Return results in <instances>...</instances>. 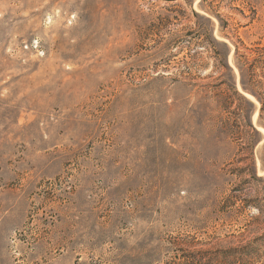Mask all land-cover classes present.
<instances>
[{"label":"rangeland","instance_id":"rangeland-1","mask_svg":"<svg viewBox=\"0 0 264 264\" xmlns=\"http://www.w3.org/2000/svg\"><path fill=\"white\" fill-rule=\"evenodd\" d=\"M241 82L264 92V0H0V264H264Z\"/></svg>","mask_w":264,"mask_h":264},{"label":"trees","instance_id":"trees-1","mask_svg":"<svg viewBox=\"0 0 264 264\" xmlns=\"http://www.w3.org/2000/svg\"><path fill=\"white\" fill-rule=\"evenodd\" d=\"M207 52H211L213 60L216 62V64L220 67V69H225L230 71L229 66L226 63V59L229 54V48L226 46V44L223 43H217L213 38L207 39ZM220 45L226 49V53L224 55V61H223V55L219 54L217 51H215V45ZM235 56L238 55L237 49H235ZM248 59H246V64ZM253 65L247 66L246 70L247 72L250 70L253 74ZM245 67V66H243ZM239 71L242 74V66H238ZM241 87L244 92L251 94L253 97L256 98V100L260 104L259 114H258V120L257 123L259 126H261L264 129V92L261 91V84L259 82H254L252 84H245L241 82ZM207 88L210 89H222L219 90V93L217 94V98H219V102L224 105V111L226 112L229 119H232V126L242 127L246 129L247 131L251 132L254 136H258L257 131L254 129L250 121L248 120L250 117V114L253 109V104L250 103L240 92H238L234 85L227 84L224 81H221L218 85L215 87L213 86H207ZM234 106V109H231ZM255 141V140H254ZM255 142L250 141L246 142V147L249 150H252ZM263 153H264V146H263ZM263 167L264 169V155H263ZM256 208V206H255ZM259 212L258 208H256Z\"/></svg>","mask_w":264,"mask_h":264},{"label":"bare ground","instance_id":"bare-ground-1","mask_svg":"<svg viewBox=\"0 0 264 264\" xmlns=\"http://www.w3.org/2000/svg\"><path fill=\"white\" fill-rule=\"evenodd\" d=\"M249 98H251V97H249ZM250 100H253V99L251 98ZM254 117H255V118L257 117V113L255 114ZM260 131L264 133V130H263V129H260Z\"/></svg>","mask_w":264,"mask_h":264}]
</instances>
